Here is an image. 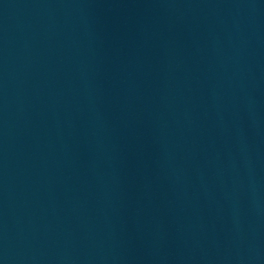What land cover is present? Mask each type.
Masks as SVG:
<instances>
[{"label": "water", "instance_id": "water-1", "mask_svg": "<svg viewBox=\"0 0 264 264\" xmlns=\"http://www.w3.org/2000/svg\"><path fill=\"white\" fill-rule=\"evenodd\" d=\"M0 264H264V0H0Z\"/></svg>", "mask_w": 264, "mask_h": 264}]
</instances>
